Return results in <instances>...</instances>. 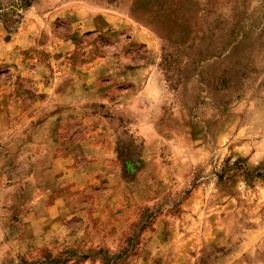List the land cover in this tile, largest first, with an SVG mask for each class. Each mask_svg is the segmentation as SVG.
Masks as SVG:
<instances>
[{
  "label": "rangeland",
  "instance_id": "1",
  "mask_svg": "<svg viewBox=\"0 0 264 264\" xmlns=\"http://www.w3.org/2000/svg\"><path fill=\"white\" fill-rule=\"evenodd\" d=\"M23 1L19 11L0 0L3 20L22 16L13 34L0 23V43L20 35L13 46L30 60L56 58L57 38L70 37L64 66L99 75L90 111L117 185L99 174L86 205L60 201L39 221L46 208L31 199L66 181L35 170L37 156L27 164L23 138L1 129L0 264H49L67 250L63 264H264V0Z\"/></svg>",
  "mask_w": 264,
  "mask_h": 264
},
{
  "label": "crops",
  "instance_id": "2",
  "mask_svg": "<svg viewBox=\"0 0 264 264\" xmlns=\"http://www.w3.org/2000/svg\"><path fill=\"white\" fill-rule=\"evenodd\" d=\"M77 15L75 11L70 13L71 33L83 29V24L76 19ZM57 17L58 15L51 14L45 27ZM14 37L18 39L20 35ZM14 37L9 35L0 43V71L7 69L6 73L11 80L6 84L0 79V130L15 131L17 139L23 138V147H19L16 152L19 157L26 159L27 164L30 156H37L34 161L35 170L43 174L53 173L49 176L58 185L61 181H66L56 187L59 191L47 190L31 199L32 202L42 203L46 208L40 214H35V219L43 221L48 216V211L56 209L60 201L71 206L86 205L84 195L90 192L91 187L96 186L93 183L97 181L99 174H107L105 187L117 185L110 160L112 149L103 141L104 131L100 117L90 111L91 106L100 99V91L96 86L99 75L92 68H88L86 75H81L79 70L83 69L74 67L75 65L71 69L64 66L71 54L63 50V44L70 37L57 38V42L60 41V50L55 51L57 57L51 56L54 54H44L43 61L38 50L32 51V60L27 54L25 57L23 50L13 46ZM52 41L51 38L50 42ZM30 42L32 39L29 41L32 46L33 42ZM90 64L92 63L89 61L88 65ZM41 65L45 67V71L40 76L38 72ZM17 67L18 71L31 73L29 81H25L18 71L15 72ZM136 74V71H132L125 74L124 78L133 81L131 76ZM74 176L84 179L73 183L75 178L73 182L70 179ZM122 187L124 183L119 181L116 191ZM66 189L73 194L67 195ZM110 193V189L104 192V200L110 198ZM111 201L117 199L112 197ZM130 212L128 210L127 215ZM103 218L104 216L99 215V219Z\"/></svg>",
  "mask_w": 264,
  "mask_h": 264
},
{
  "label": "trees",
  "instance_id": "3",
  "mask_svg": "<svg viewBox=\"0 0 264 264\" xmlns=\"http://www.w3.org/2000/svg\"><path fill=\"white\" fill-rule=\"evenodd\" d=\"M18 7H19V11H23V10H26V8L29 7V4H27L26 2H24L23 0H19V3H17ZM16 7V9L18 8ZM18 10V9H17ZM14 15H15V19H11V20H3L2 19V15L0 14V23H2L4 29L7 31V33L9 34H13L16 32L17 28L16 27V24H19L21 22V19H22V16L21 14H18L17 11L14 12ZM152 219L153 217L152 216H148V219ZM76 253L74 251H71V250H67L65 253L61 254L59 256V258H64L62 260H58V259H53L49 262V264H56V262H61V264L65 263V262H68L71 257L73 255H75ZM46 258V257H45ZM32 264H35V263H32ZM37 264H44L43 262L41 263H37Z\"/></svg>",
  "mask_w": 264,
  "mask_h": 264
}]
</instances>
